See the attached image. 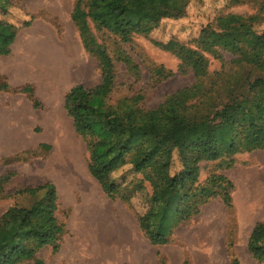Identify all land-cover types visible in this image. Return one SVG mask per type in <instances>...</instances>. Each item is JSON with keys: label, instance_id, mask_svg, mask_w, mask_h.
<instances>
[{"label": "rangeland", "instance_id": "obj_1", "mask_svg": "<svg viewBox=\"0 0 264 264\" xmlns=\"http://www.w3.org/2000/svg\"><path fill=\"white\" fill-rule=\"evenodd\" d=\"M11 1L7 12L0 11V21L17 30L11 53L0 55V179L9 178L0 193V218L12 206L30 204L27 196L17 195L19 190L54 184L65 234L59 252L46 247L38 253L43 264H232L234 259L264 264L248 250L253 229L264 221V150L235 155L230 168L227 160L201 163L200 183L212 175L232 183V208L221 196L213 198L175 228L168 244L153 245L138 221L147 210L144 199L136 195L126 203L104 192L89 171L86 143L65 109L74 86L91 89L102 75L99 59L87 52L73 20L77 0ZM229 15L253 17L254 30L264 32V0H190L183 17L163 19L149 36L136 35L127 43L94 30L116 66L112 103L141 94L140 106L152 110L196 82L191 68L156 43L175 40L202 52L210 74L233 69L231 53L218 49L215 55L198 41L207 26L222 31L219 19ZM128 58L135 70L126 64ZM259 112L264 116V108ZM179 169L176 156L173 172Z\"/></svg>", "mask_w": 264, "mask_h": 264}, {"label": "trees", "instance_id": "obj_2", "mask_svg": "<svg viewBox=\"0 0 264 264\" xmlns=\"http://www.w3.org/2000/svg\"><path fill=\"white\" fill-rule=\"evenodd\" d=\"M11 2L0 0V11L7 12ZM189 2L77 0L73 11L84 47L99 59L102 75L91 89L74 86L66 95L65 109L86 143L89 171L104 192L126 203L136 195L144 199L147 210L138 221L155 246L168 244L175 228L197 216L213 198L221 196L224 205L232 208V183L223 175H212L200 183L201 163L227 160L230 168L235 155L264 150V116L259 112L264 108V32L254 30L253 17H222V31L207 26L198 39L205 51L231 53L233 69L210 74L202 52L175 40L156 43L176 55L183 67L191 68L196 82L152 110L140 106L141 94L112 103L116 66L94 30L127 43L136 35L149 36L163 19L183 17ZM16 37V27L0 21V55L11 53ZM125 62L131 66L130 58ZM176 156L180 169L174 173ZM126 166V174L119 175ZM8 179H0V193ZM17 195L27 196L30 204L12 206L0 218V264H43L38 253L46 247L59 252L65 234V224L57 217L56 187L46 183L21 189ZM248 250L264 262V221L253 229ZM232 264L240 262L234 259Z\"/></svg>", "mask_w": 264, "mask_h": 264}, {"label": "bare ground", "instance_id": "obj_3", "mask_svg": "<svg viewBox=\"0 0 264 264\" xmlns=\"http://www.w3.org/2000/svg\"><path fill=\"white\" fill-rule=\"evenodd\" d=\"M43 52V51H42ZM45 55H46V53H45ZM47 56H51V55H49V54H47ZM41 60V59H40ZM46 61V60H45ZM49 60H47V62H48ZM46 63V62H45ZM41 64V63H40ZM42 65V64H41ZM68 68V67H67ZM58 69V68H57ZM57 71V70H56ZM69 71H70V69H69ZM71 72V71H70ZM61 77V76H60ZM13 114H15V112H13ZM16 115V114H15ZM11 118V117H10ZM14 133V132H13ZM26 135V134H25ZM25 135H24V137H25ZM12 137V136H11ZM21 138V137H20ZM9 139V138H8ZM8 143H10V140H8ZM89 201L90 202H92V205H93V209H98V207L96 206V203H95V198H93L92 196H91V198L89 199Z\"/></svg>", "mask_w": 264, "mask_h": 264}]
</instances>
